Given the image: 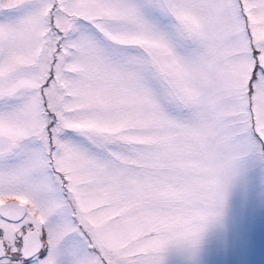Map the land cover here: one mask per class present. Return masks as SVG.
Returning <instances> with one entry per match:
<instances>
[{"label": "snow or ice", "instance_id": "snow-or-ice-1", "mask_svg": "<svg viewBox=\"0 0 264 264\" xmlns=\"http://www.w3.org/2000/svg\"><path fill=\"white\" fill-rule=\"evenodd\" d=\"M0 264H264V0H0Z\"/></svg>", "mask_w": 264, "mask_h": 264}]
</instances>
